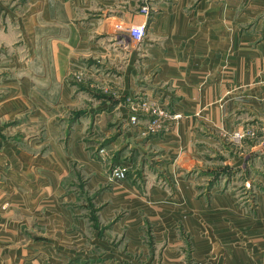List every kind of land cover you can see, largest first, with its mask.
<instances>
[{
    "label": "crops",
    "instance_id": "obj_1",
    "mask_svg": "<svg viewBox=\"0 0 264 264\" xmlns=\"http://www.w3.org/2000/svg\"><path fill=\"white\" fill-rule=\"evenodd\" d=\"M139 3L0 0L2 264H264V0Z\"/></svg>",
    "mask_w": 264,
    "mask_h": 264
},
{
    "label": "built area",
    "instance_id": "obj_2",
    "mask_svg": "<svg viewBox=\"0 0 264 264\" xmlns=\"http://www.w3.org/2000/svg\"><path fill=\"white\" fill-rule=\"evenodd\" d=\"M139 11L144 14H150L152 10V0H139ZM116 29L122 30L129 38L134 40H141L145 35V22L134 23L128 26L116 25ZM130 114L129 121L133 124L139 123V114L144 113L148 115L142 129L141 134L148 135L159 132L170 126L171 119L180 117L179 112H171L159 105L155 100L145 97L141 94H129L126 96ZM235 139L241 140L245 136V130L235 129L232 133ZM259 146L264 149V131L259 139ZM96 153L107 161V172L111 179H123L127 176V165L122 163H113L109 158L111 152L103 146L96 149Z\"/></svg>",
    "mask_w": 264,
    "mask_h": 264
},
{
    "label": "rangeland",
    "instance_id": "obj_3",
    "mask_svg": "<svg viewBox=\"0 0 264 264\" xmlns=\"http://www.w3.org/2000/svg\"><path fill=\"white\" fill-rule=\"evenodd\" d=\"M68 76L70 77L71 80H73L74 82H76L77 84H96V85H101L103 84L102 82H95L88 79L87 76H85V74L83 72H78V71H70L68 73ZM79 113V112H78ZM126 164V163H125ZM128 168V165H127ZM129 169V168H128ZM128 173V171H127ZM245 185H249V183H247V181L245 182ZM253 204V203H252ZM0 264H2V262L0 261ZM41 264H91L87 261H75L73 259H67V258H58V259H47L44 260L43 263Z\"/></svg>",
    "mask_w": 264,
    "mask_h": 264
}]
</instances>
